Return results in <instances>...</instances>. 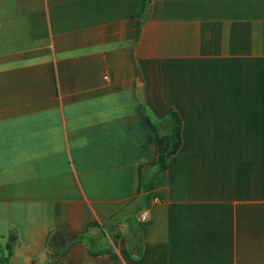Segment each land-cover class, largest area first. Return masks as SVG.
I'll return each instance as SVG.
<instances>
[{
  "label": "crops",
  "instance_id": "obj_1",
  "mask_svg": "<svg viewBox=\"0 0 264 264\" xmlns=\"http://www.w3.org/2000/svg\"><path fill=\"white\" fill-rule=\"evenodd\" d=\"M10 231L14 264H264V0H0Z\"/></svg>",
  "mask_w": 264,
  "mask_h": 264
},
{
  "label": "trees",
  "instance_id": "obj_2",
  "mask_svg": "<svg viewBox=\"0 0 264 264\" xmlns=\"http://www.w3.org/2000/svg\"><path fill=\"white\" fill-rule=\"evenodd\" d=\"M155 126L159 132L167 134L168 146L167 149L160 153L154 160L144 164L141 174V190L146 188L151 171L155 169H165L168 159L180 150L182 144V121L176 111H168L163 119L156 122ZM16 244V234L14 231H10L5 246L3 248L0 247V264H14L12 258Z\"/></svg>",
  "mask_w": 264,
  "mask_h": 264
},
{
  "label": "built area",
  "instance_id": "obj_3",
  "mask_svg": "<svg viewBox=\"0 0 264 264\" xmlns=\"http://www.w3.org/2000/svg\"><path fill=\"white\" fill-rule=\"evenodd\" d=\"M146 216H147L146 212L143 211V212H141V214H140V219H141V220H144V219L146 218Z\"/></svg>",
  "mask_w": 264,
  "mask_h": 264
}]
</instances>
